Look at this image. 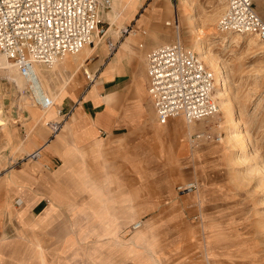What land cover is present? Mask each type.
Masks as SVG:
<instances>
[{"label": "rangeland", "instance_id": "1", "mask_svg": "<svg viewBox=\"0 0 264 264\" xmlns=\"http://www.w3.org/2000/svg\"><path fill=\"white\" fill-rule=\"evenodd\" d=\"M260 6L264 12V0H256ZM226 8L225 0H112L103 16L105 36L95 46L106 52V65L119 49L125 53L129 43L134 45L109 79V86L119 89L115 106L121 135L107 139L112 146L104 139L79 149L67 141L60 153L67 172L53 175L49 189L28 172L36 162L23 148L44 114L27 93L26 81L21 77L24 88L18 87L0 58V112L6 119L0 182L15 183L14 196L20 189L45 192L63 207L50 204L44 224L34 225L16 205L21 198L11 199L10 209L0 205V264L31 259L38 264L31 257L36 242L46 264H264V44L252 40L254 35L222 33L218 24ZM178 30L184 48L199 54L194 40L202 37L221 65L233 119L219 111L190 130L180 129L190 125L184 118L158 122L147 92V57L160 46L177 44ZM91 47L61 58L52 69L37 65L53 100L59 102L66 89L81 94L89 87L84 59ZM200 132L210 138L195 140ZM71 160L82 163L84 171L76 161L73 169ZM191 182L197 184L194 192L177 191ZM89 185L99 188L92 196L105 203L103 208L94 204ZM5 190L12 191L0 187L3 204ZM141 230L152 234L148 242L128 246Z\"/></svg>", "mask_w": 264, "mask_h": 264}, {"label": "built area", "instance_id": "2", "mask_svg": "<svg viewBox=\"0 0 264 264\" xmlns=\"http://www.w3.org/2000/svg\"><path fill=\"white\" fill-rule=\"evenodd\" d=\"M225 1L227 8L219 20V30L254 35L264 43V20L256 11V0ZM111 7L112 0H0V53L27 80V93L36 106L45 111L56 107L40 86L37 64L51 66L66 55L94 46L97 38L102 40L106 33L103 16ZM174 25L179 27L177 16ZM108 46L115 50L113 42L108 41ZM147 76L148 93L160 124L177 117L192 124L219 113L214 72L196 52L180 43L152 50L147 57ZM47 125L53 136L62 127L55 122ZM194 137L210 138L206 132ZM29 158L38 160L40 151ZM195 190V182L177 187L181 194ZM141 225L136 224L133 230Z\"/></svg>", "mask_w": 264, "mask_h": 264}, {"label": "crops", "instance_id": "3", "mask_svg": "<svg viewBox=\"0 0 264 264\" xmlns=\"http://www.w3.org/2000/svg\"><path fill=\"white\" fill-rule=\"evenodd\" d=\"M257 9L260 11L257 13L260 16L262 15L261 17L263 18V6H260V8H256V11ZM114 12V14L117 15L115 9ZM98 45L99 44H97V46L94 45V51L92 52V54L84 59L86 68V71L84 70V72L86 75V79L90 83L89 87L81 94H71L68 89L64 90L59 95V102L56 101V107L54 108V110L47 116H45L41 125L37 126L40 128H36V132L33 133L32 136H29L24 144L23 148L28 156L36 151H40V158L38 160H33L36 162L34 169L28 170V172L31 176H34L35 178L40 180V184L44 189H49L48 186H52L54 184L53 182L55 180L53 175H63L67 172L69 164L66 162L64 163L62 157L60 156V153L63 151V147L67 141L71 140L77 146H79V149H85L89 145L98 143L104 139H106L104 142L106 145L112 146L113 144L107 143V139L110 136L121 135L120 133H117L120 130L121 125H119L120 123L117 120L118 114L115 106L119 97V89L115 85L109 86V79L112 75L115 74L117 68L122 65L123 61L126 59L129 53V48L134 47V45L129 43L130 46L125 53H121L119 49L115 53L113 61L106 63V65L105 59L108 58V56L104 50L101 51L100 48H98ZM149 99L154 109V105L150 96ZM60 111L61 113H59ZM35 114L33 113L34 117H36ZM61 116L65 119L66 124L64 125V128L62 129V131H60L56 138L51 134L48 136V132L45 131L44 126L49 122H55ZM180 118L181 117L171 119L166 124L161 125H167L170 121ZM5 124L6 119L0 112V140L4 134V130H2V128H6ZM8 128L10 130V127ZM11 132L14 136V132L12 130ZM3 146L4 145L0 146V148H2ZM73 161H76L78 164L82 165L83 168V164L78 162V160H71L73 169ZM84 169L85 168H83V171ZM65 177L66 176H64L63 178ZM14 184L15 183L10 182L9 180H2L0 182L1 188L8 187L12 189V191L5 190V193H3L2 197V202H4V204L0 203V205L2 207L6 206L8 209H10L11 204L9 202L11 201V199L16 200L21 198V200L19 201L20 205L17 204V202L16 205L20 206L21 213L24 219L31 221L34 225H40L44 222L43 220L48 217L49 214H51L53 207L50 206V204H54L58 209L63 208L53 203L51 201L50 195L48 196V194H46L45 192L39 193L33 192L31 190L21 191L20 189L18 193L19 195L14 196V188L18 191V188H16ZM85 188H88V190H90L91 196L92 193L94 194L96 192H99V188L94 189V186L92 185L85 186ZM102 193H104V195L106 196L105 190H103ZM92 198L94 199V204L98 206V208H103L105 206V203L96 200L94 196H92ZM130 207H133L131 202ZM110 208L111 210H113L116 208V206ZM141 224L143 225V222H141ZM137 235L138 233L133 236L134 238L132 239V241L137 237ZM31 248V257L37 258L36 262L38 264H46L43 248L40 242H36ZM28 264H32V259Z\"/></svg>", "mask_w": 264, "mask_h": 264}, {"label": "bare ground", "instance_id": "4", "mask_svg": "<svg viewBox=\"0 0 264 264\" xmlns=\"http://www.w3.org/2000/svg\"><path fill=\"white\" fill-rule=\"evenodd\" d=\"M109 15V14H108ZM176 28H178V27H176ZM227 34H232V33H227ZM236 35H239V34H236ZM239 36H242V35H239ZM228 37V36H227ZM246 37V36H245ZM98 39V38H97ZM224 40H226V39H224ZM252 40H257L258 42H261L260 41V39L258 38V37H252ZM177 43H181V36H180V32H179V30L177 31ZM262 44H264L263 42H262ZM92 47H94V46H92ZM90 48V50H88V51H86L85 53H86V57L85 58H87V57H89L91 54H92V52L94 51V48ZM125 47H127V46H125ZM125 47H122V51H125L126 50V48ZM87 48V47H86ZM194 48H195V50L200 54H198L199 55V57H200V59L204 62V63H206V64H208L211 68H212V70L215 72L214 74H216L215 75V83H216V85H215V89H216V92H217V94L215 93V95H216V98H217V100H218V105H219V111H221V113L226 117V118H228V119H233L234 118V111H233V108L231 107V105H230V103H229V101H228V99H227V93L225 92V88H224V86H225V82H226V80H225V76L224 75H222V68H221V65L216 61V60H214L211 56L212 55H210L209 53H208V51H207V46L205 45V43H204V41H203V39H202V37H200V38H198V39H195L194 40ZM84 50V49H83ZM82 50V51H83ZM80 53V52H79ZM79 53H77V54H79ZM72 55H76V54H72ZM67 56V55H66ZM65 56V57H66ZM202 56V57H201ZM2 57V59L4 60L3 61V67L5 68V69H3V71H5L6 72V75L8 76V77H11V78H13V79H16V82H17V85H18V87H20L21 89H23L24 88V84H25V81H26V83H27V86H28V89H27V91L29 90V84H28V82H27V80L25 79V78H23L20 74H19V71H18V68L15 66V65H13V63L12 62H10L9 60H7V57L5 56V55H3L2 53H0V58ZM64 58V57H63ZM58 62V61H57ZM56 62V63H57ZM56 63H54L53 65H51L50 66V68L52 69V68H54L53 66H55V64ZM37 65H40V66H44L43 64H37ZM39 66V67H40ZM37 67V66H36ZM46 67V66H45ZM2 69V68H1ZM2 71V70H1ZM36 73H37V76H38V78H39V81H40V86H41V88L45 91V93L46 94H48L49 95V91H48V89H47V87H46V85L45 84H43V79H42V74L41 73H38L37 72V68H36ZM1 74V73H0ZM5 74V73H4ZM25 80H23L22 78ZM10 78V79H11ZM52 78V77H51ZM8 80V79H7ZM223 90H224V92H223ZM54 97V96H53ZM54 102H55V104H56V101L54 100ZM36 106V105H35ZM234 106V105H233ZM37 108H39L38 106H36ZM42 112H43V114H44V118H45V116H47L50 112H52L53 110H54V108L53 109H50V110H48V111H45V110H42L41 108H39ZM219 114V113H218ZM181 118H183V117H181ZM55 123L56 124H60V125H62V127H61V130L60 131H62V129L64 128V125L66 124L65 123V119L61 116L60 118H58L56 121H55ZM189 124V123H188ZM193 124V123H192ZM192 124H190L189 126L186 124V126L184 125H181L183 128H181V126H180V129H182V130H187V129H191V125ZM50 131H51V135H52V133H53V131H52V129L50 128V126H48V125H45ZM226 127V126H225ZM228 128V127H227ZM60 133V132H59ZM59 133H57L56 135H55V138L58 136V134ZM246 141H248L247 139H246ZM248 144H249V142H248ZM97 149V148H96ZM99 150V149H98ZM100 152V151H99ZM130 207V206H129ZM130 208H132L133 209V207H130ZM129 208V209H130ZM130 214V213H129ZM117 217H119V218H122L121 216H119V215H117ZM149 220H147L146 221V223L148 222ZM138 233V235H137V237L131 242V243H129L128 242V246H132L133 248H140L143 244H145V243H147L148 242V239H149V236H151L152 234H148L146 231H144V230H141V231H138L137 232ZM120 248L122 247L121 245H118ZM127 246V245H126ZM128 252V251H127ZM114 255V254H113ZM113 255H111L112 256V258H113ZM102 264V263H101Z\"/></svg>", "mask_w": 264, "mask_h": 264}]
</instances>
